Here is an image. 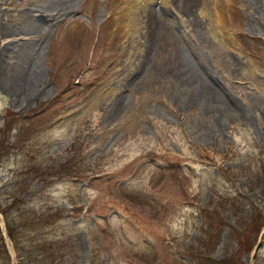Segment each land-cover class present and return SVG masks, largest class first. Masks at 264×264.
I'll use <instances>...</instances> for the list:
<instances>
[{
  "label": "rangeland",
  "instance_id": "rangeland-1",
  "mask_svg": "<svg viewBox=\"0 0 264 264\" xmlns=\"http://www.w3.org/2000/svg\"><path fill=\"white\" fill-rule=\"evenodd\" d=\"M56 1L0 0V264H193L179 251L198 246L220 201L232 214L215 261L264 264V0H200L197 26L178 0H155L184 37L150 54L148 73L135 70L142 35L128 47L139 4L77 0L44 30L21 31ZM19 43L36 45L27 99L4 58ZM202 76L209 102L195 94ZM221 94L229 101L211 100ZM64 234L73 251L61 260L50 243Z\"/></svg>",
  "mask_w": 264,
  "mask_h": 264
},
{
  "label": "bare ground",
  "instance_id": "bare-ground-1",
  "mask_svg": "<svg viewBox=\"0 0 264 264\" xmlns=\"http://www.w3.org/2000/svg\"><path fill=\"white\" fill-rule=\"evenodd\" d=\"M76 1L77 0H57L56 2L51 3L48 6L44 5L38 9L32 10V15H34V13L38 11V18H32L33 20L29 23L30 25L21 31H23L26 35H30L36 34L37 32L44 30L46 26L48 27V24L51 21H54L59 16H63L66 13L74 11V5ZM131 1L136 5L139 4V10L135 12L134 8L131 7L126 9L127 11L132 10L133 12H135V14L132 15L130 18L131 21L126 24V26L128 27L127 29L129 30L130 45H128V47L130 48V46H135L140 34L142 35L141 39H143V42L141 44L143 46V49L140 54L139 62L135 63V70H137L138 72L139 70H141L145 73H148V70H150V68H153V63L149 58L150 54L152 55L158 52L161 46V50L165 51L167 48V44L164 43L169 42L171 44L173 39L177 40L176 45H180V42L182 41L181 38L184 37V34L182 32L178 17H176V15L172 13V10H170L169 7L160 4V2L155 0ZM201 5L202 3L200 2V0H178V4L176 6L179 12V17L183 22H185L186 20L190 21V19L194 17L193 22L197 26V24L199 23L198 14ZM126 10H123L122 8H119L118 10L119 16L115 18L116 26L118 29L125 28V25L123 24L122 20L127 15V12H125ZM211 21L214 22L213 19H211ZM3 33L5 35L21 34V32L19 33L18 30L13 32V30L11 31L10 29L4 30ZM160 41H163L162 44L157 45L158 43H160ZM20 44L21 43H19V45L17 44V47L14 46L13 50L6 49L4 52V58L8 59L10 55H13V59L15 60H12L11 63L13 65L14 63H17L15 65V83L13 82L14 84L12 83V87L10 88L13 90L15 95H18L20 97L23 96V98L27 99L29 93V79L31 74L29 70L31 60L30 54L36 51V45L28 44L25 49L18 50V48L21 47ZM182 51L183 50L180 49L176 50V52H179V54L184 55V52ZM204 75L205 74H203V76ZM203 76L200 78L202 81L200 86L194 88V90L195 94H197L198 97H203L206 99V101L209 102L210 93H216L213 92L215 91V89L212 87L211 82L206 81ZM140 79L141 77H139L138 80H135L132 84L135 85L136 82L138 83ZM191 90L193 92V89ZM211 100H219L220 102L229 101L226 100L222 94L218 95L217 97L213 96ZM224 111L230 110L226 107Z\"/></svg>",
  "mask_w": 264,
  "mask_h": 264
},
{
  "label": "trees",
  "instance_id": "trees-1",
  "mask_svg": "<svg viewBox=\"0 0 264 264\" xmlns=\"http://www.w3.org/2000/svg\"><path fill=\"white\" fill-rule=\"evenodd\" d=\"M1 157H3V156H1ZM23 171H24V169L22 171H19L18 175H21L23 173ZM63 176L71 177L74 175L70 170L68 173L65 172V174H63ZM20 200H22V198H20ZM21 203L24 204V206H26V204L23 202V200L21 201ZM214 204L215 203L213 201L211 203V206ZM211 206H208V207H211ZM208 207H206V209H208ZM10 209H13V207L10 206ZM210 211H212L213 213H209L207 215L208 222L206 221V223L203 226V233L201 236L202 238L200 239L201 241L198 244V246L196 248H194V247H190L189 249L186 248L184 253L181 251H179V253H180L182 258H184V256L187 255L188 256L187 258L193 264H234L233 258H225V259L221 260L220 262H216L215 258H214V252H215L216 247L218 246V244L220 243V240H221L220 235L223 231L222 226L227 220H229L231 218L230 215L232 213H230V212L232 211V208H229L228 210H223L221 208V201H220ZM55 214H57L56 217H53V215L51 217L53 218V221L55 219V221L57 223L63 217L60 216L59 212L58 213L56 212ZM40 221H38V222L35 220L26 221L24 226H26V227L28 226L31 229H39L40 224H41ZM9 224H10L9 222H7V224H6L8 236L15 243L14 246H16L17 252H19V250L22 249V247H20V242L17 243V238H18L17 236H19V235H17L18 232H17V230H14V228ZM54 225H56V224H54ZM261 229H262V227H261ZM1 235L2 234H0V239L5 244V240H4L3 236H1ZM53 238H52V242L50 243L51 244L50 248L56 252V257H58L59 259L62 260L65 256V253H67V252L71 253L73 251V249H71V246L68 245L69 244V238L67 236H65V234H64V237L62 239H60V241H59V239H53ZM42 241H44V238ZM255 243L257 244V242H255ZM255 243L251 249H253L255 247V245H256ZM250 247H251V245H250ZM5 248L7 249L6 244H5ZM30 255H31V253L27 252L25 254V256H26L25 258L31 260ZM177 260L185 263V260H183V259L180 260L177 258Z\"/></svg>",
  "mask_w": 264,
  "mask_h": 264
}]
</instances>
